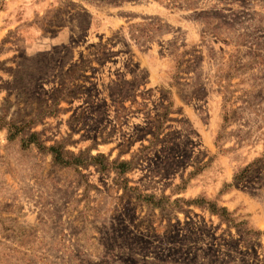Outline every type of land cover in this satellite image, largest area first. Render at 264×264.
I'll use <instances>...</instances> for the list:
<instances>
[{"label":"rangeland","instance_id":"rangeland-1","mask_svg":"<svg viewBox=\"0 0 264 264\" xmlns=\"http://www.w3.org/2000/svg\"><path fill=\"white\" fill-rule=\"evenodd\" d=\"M0 264H264V0H0Z\"/></svg>","mask_w":264,"mask_h":264},{"label":"trees","instance_id":"trees-1","mask_svg":"<svg viewBox=\"0 0 264 264\" xmlns=\"http://www.w3.org/2000/svg\"><path fill=\"white\" fill-rule=\"evenodd\" d=\"M10 135H11V137H12V136L15 135V133L12 132ZM35 136H36L35 133L30 134V137L28 138V141H34ZM51 149L54 150L55 158H56L58 161H60L61 163H69L68 161L64 160V158H63V156H62L63 152H62L60 149L56 148L55 146H51Z\"/></svg>","mask_w":264,"mask_h":264}]
</instances>
